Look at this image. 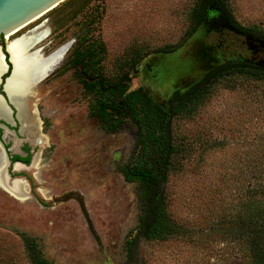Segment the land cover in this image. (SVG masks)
<instances>
[{"label": "rangeland", "instance_id": "374dc122", "mask_svg": "<svg viewBox=\"0 0 264 264\" xmlns=\"http://www.w3.org/2000/svg\"><path fill=\"white\" fill-rule=\"evenodd\" d=\"M193 2L71 0L8 40L44 32L46 38L33 50L49 57L72 47L90 28V40L105 47L104 77L117 78L139 54L143 60L132 87L151 84L163 100L201 77L200 51L214 58L206 48L212 50L217 36L205 37L203 24L174 53L153 56L150 81L143 77L152 50L182 42ZM229 10L236 23L264 32V0H229ZM224 38L234 42L236 56L248 58L239 38ZM67 54L34 85L36 96L28 100V114L36 104L38 134L30 127L21 130L14 116L13 125L0 120L13 135L7 141L11 154L24 144L33 151L30 166L11 171L19 175L12 178L20 181L27 198L0 186V264H31L25 237L35 239L53 264H249L244 242L234 237L235 222L252 195L264 198V81H220L192 116L173 120L172 133L185 153L163 187L169 217L182 231L148 241L138 229L137 184L126 182L120 171L134 157L137 126L127 117L118 131L101 128L89 114L93 98L68 65ZM31 116L23 123H30Z\"/></svg>", "mask_w": 264, "mask_h": 264}, {"label": "trees", "instance_id": "16d2710c", "mask_svg": "<svg viewBox=\"0 0 264 264\" xmlns=\"http://www.w3.org/2000/svg\"><path fill=\"white\" fill-rule=\"evenodd\" d=\"M66 1L59 7L68 4L71 0ZM84 7V3L80 9L74 7V13ZM56 9L58 8L51 11ZM216 11L226 16L236 32L241 33L245 39L249 37L250 41L264 42V32L260 28L244 27L235 22L229 10V0H194L189 13L190 25L182 42L152 50L144 66L145 80L150 81L148 71L151 70L150 62L153 56L174 53L205 24L206 16ZM98 13L95 11V16ZM92 22L89 20L88 25ZM90 33L91 29L86 28L84 34L75 40L65 58L68 65L75 68V74L79 77L84 92L92 96L89 114L96 118L104 131H118L127 117L137 126L134 157L120 171L126 182L137 184L140 209L138 229L148 241H160L180 234L181 228L173 222L167 212L163 187L169 171L182 157L183 152L185 153V148L183 149L172 133L173 120L192 116L220 81L237 77L264 81V67L240 62L246 58L235 55L237 50L234 51L233 41L214 38L210 51L214 56L209 64L211 68L186 89L175 90L166 99L159 100L154 95L150 82V88L132 87V79L138 74L137 66H140L143 60L139 54L127 61V70L122 71L117 78L104 77L101 64L105 57V47L99 40H90ZM201 33L206 37L205 28ZM239 39L247 52L249 42ZM220 47L225 50L224 54H217L216 51ZM231 47L233 50L229 51ZM261 53L264 55V49ZM5 56L7 58L6 53ZM235 223L237 227L234 237L244 242L249 264H264V198L259 199L252 195L244 211L237 215ZM24 243L31 264H53L43 257L35 239L25 237Z\"/></svg>", "mask_w": 264, "mask_h": 264}, {"label": "bare ground", "instance_id": "6f19581e", "mask_svg": "<svg viewBox=\"0 0 264 264\" xmlns=\"http://www.w3.org/2000/svg\"><path fill=\"white\" fill-rule=\"evenodd\" d=\"M30 34L31 35H25L7 42L6 48L7 52L10 55L9 63L12 65V69L6 80L3 81V84L4 91L11 98L12 104L17 110V119L21 123V130H23L24 127H30L31 129L35 130V133L37 131L38 134V131L40 130V121L38 118V111L36 107L34 108L36 104L32 105L33 110H31L30 112L32 118L30 119V121L28 120L30 123H23V118L26 116V113H28L29 110L27 105L28 100L31 98H35L36 96V93L33 91L34 85L37 86L48 76V73L53 70V68L58 65L63 57L68 53L71 45L68 44L64 47H61L49 57H45L42 55L40 49H37L35 51L33 50L39 43L42 42V40L46 38L44 32L35 30ZM8 72L9 69H7L4 64V57L0 50V76H3L4 74L7 75ZM0 117L5 119L6 122L12 123L9 110L2 105H0ZM1 164H5L4 158ZM0 186L19 198H27L25 196H22V194H14V192L7 189L6 186L2 183L1 179ZM21 189L23 190L24 188L21 187Z\"/></svg>", "mask_w": 264, "mask_h": 264}, {"label": "water", "instance_id": "95a60500", "mask_svg": "<svg viewBox=\"0 0 264 264\" xmlns=\"http://www.w3.org/2000/svg\"><path fill=\"white\" fill-rule=\"evenodd\" d=\"M64 1L65 0H0V39L5 40L12 36L17 35L19 32H21L23 29H25L27 26H29L31 23L37 20L39 17L53 10L54 8H56L59 4H61ZM218 13L219 12L217 11L216 13H211L208 16H206V19L213 17L215 14H218ZM218 26H220L221 29L231 30L233 32L236 31V29L227 20L216 21L211 25V28L216 29ZM246 41L249 42V48L252 50L257 49L258 47L264 49V42L262 41H259V43L257 41L256 42L250 41L249 37H246ZM69 42L71 43L73 41L71 40ZM206 50L211 51L208 48H206ZM200 52L203 55L201 57L202 59L201 62L204 66L203 67L204 68L203 74H204L211 68L209 64L213 59H210L206 55V53H204L203 51H200ZM2 55L4 57L3 53ZM240 62L250 63L253 65L264 67V60L254 62L249 59H242L240 60ZM4 64L7 67L5 57H4ZM6 78L4 79V81L6 80ZM2 83H3V79H2V76H0V85ZM2 86H3V92L5 93L6 98L0 94V105L4 106L5 108L9 110L12 123L6 122V120L1 117H0V120L4 121L6 124L13 125L15 124V121L12 116L13 109L16 110V108L12 104L11 98L4 91V84H2ZM17 114L18 113H16L15 115L16 119H17ZM0 128L4 129V134L1 135V138H0V146L2 148V154H3V158L5 162L4 165L0 164V179L2 183L6 186V188L14 192V194H21V186L19 185L20 181L18 179H12L11 174L9 172V168L11 164H10V160L8 156V151L10 149H6L5 147V144H7L8 139L12 138L13 135L10 133L9 129L5 127V125L4 126L0 125ZM18 165L20 164L13 165V168Z\"/></svg>", "mask_w": 264, "mask_h": 264}, {"label": "flooded vegetation", "instance_id": "af4514ba", "mask_svg": "<svg viewBox=\"0 0 264 264\" xmlns=\"http://www.w3.org/2000/svg\"><path fill=\"white\" fill-rule=\"evenodd\" d=\"M223 20L229 21L226 16H224L222 14H219V13L218 14H215L213 17H210V18L205 19V27L204 28H205V30L207 32L206 33V37L207 38H209L210 36H214L215 35V36H217V39H219V40L222 39V38L224 40H226L224 37L232 38V40L236 39V37H239V38H242L244 40V42L246 41L245 37H243L241 35V33H239L238 31L237 32L236 31L233 32L231 30L221 29L220 26H218L216 29L215 28H211V25L214 22H216V21H223ZM238 34H240V35H238ZM8 41H9L8 39H5V40L0 39V47H1L0 49H1V52L4 54L6 63H7V61L9 62L8 59L10 57L9 53L7 52V48H6ZM248 46H249V44H248ZM261 51H263V49L260 48V47H258L257 49H253V50L248 47L247 53L249 55H248V58L246 57V59H249L251 61L257 60L260 57V55H262ZM5 53L7 54L8 58H6ZM7 69H9V72H8L7 75L4 74L2 76L3 81H4V79L11 72L12 65L10 63H9V65L7 63ZM2 84L0 85V94L3 97L6 98L5 93L3 92V86H2ZM16 113H17V111L13 109V115L12 116L15 117ZM29 115L31 116V114L26 113V116H29ZM16 120H17V122H19L18 119H16ZM2 124H4V123L3 122H0V125H2ZM20 125H21V123H20ZM1 132H2V129L0 128V138H1ZM5 147H6V149H10L11 148L7 144H5ZM8 156H9V160H10V164H11L10 165V168H9V172L11 174V177L12 176L13 177H17L19 175H13L12 172H11L13 165H15V164H22V165H24L26 167L30 166V164L32 162L33 151H32V149L27 144H24V145H22L21 147L18 148V152L16 154H11V152L8 151Z\"/></svg>", "mask_w": 264, "mask_h": 264}]
</instances>
